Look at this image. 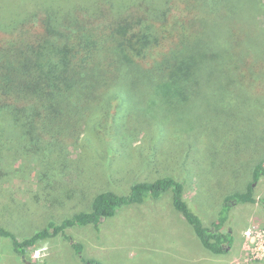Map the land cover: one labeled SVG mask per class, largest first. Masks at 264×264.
Wrapping results in <instances>:
<instances>
[{
    "label": "trees",
    "instance_id": "obj_1",
    "mask_svg": "<svg viewBox=\"0 0 264 264\" xmlns=\"http://www.w3.org/2000/svg\"><path fill=\"white\" fill-rule=\"evenodd\" d=\"M263 12L264 0H0V186L24 168L16 160L28 164L43 154L48 162L66 141L95 136L106 149V140L113 144L124 133L131 139L133 115L143 112L147 118L156 96L212 98L216 89L204 93L199 83L216 85L221 78L223 99L231 101L234 75L242 86H255L253 71L262 62L254 45L261 34L254 38L240 29ZM245 41L254 42L241 54ZM216 73L224 76L211 77ZM188 157L194 156L188 151ZM50 165L45 174L53 172ZM263 176L261 161L243 190L225 195L210 226L190 208L184 182L165 173L134 182L122 194L95 192L89 207L50 219L29 236L18 238L0 227V237L9 239L20 264H35L24 258L27 249L57 236L69 240L81 264H101L82 257V244L71 241L66 229L97 230L120 207L159 199L167 191L202 246L224 254L234 239L225 228L229 213L236 204L256 202L254 183ZM259 202L264 206V198Z\"/></svg>",
    "mask_w": 264,
    "mask_h": 264
},
{
    "label": "rangeland",
    "instance_id": "obj_2",
    "mask_svg": "<svg viewBox=\"0 0 264 264\" xmlns=\"http://www.w3.org/2000/svg\"><path fill=\"white\" fill-rule=\"evenodd\" d=\"M245 29L254 38L261 34L254 45L262 62L253 71L258 74L253 79L255 86L244 87L232 76L228 101L223 99V79L216 78V85L210 86H202L203 81L198 86L204 93L208 87L216 89L212 98L156 96L146 110L147 118L143 112L133 115L128 131L131 139L124 133L113 144L104 141L105 149L92 136L90 141L75 144L66 141L64 150L52 153L48 162L43 154L28 164L16 160L24 168L0 186V227L18 238L29 236L50 219L89 207L95 192L110 189L122 194L134 182L165 173L184 182L190 208L210 226L225 195L243 190L254 167L264 161V70L258 71L264 69V12L256 23L247 19L240 30ZM253 42H243L241 54ZM101 135L108 136L103 131ZM50 164L53 172L45 174ZM140 167L143 169H136ZM254 184L256 202L236 204L229 213L225 228L234 239L224 254H212L202 246L192 227L173 208L167 191L159 199L120 207L97 230L91 225L76 226L67 228L66 235L82 244V257L101 264H264V206L259 202L264 198V176ZM23 256L35 264H81L69 240L62 236L39 242ZM20 263L9 239L0 237V264Z\"/></svg>",
    "mask_w": 264,
    "mask_h": 264
}]
</instances>
